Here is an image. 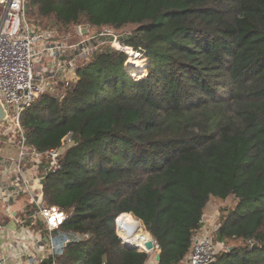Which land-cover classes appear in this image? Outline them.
Wrapping results in <instances>:
<instances>
[{
	"label": "trees",
	"instance_id": "trees-1",
	"mask_svg": "<svg viewBox=\"0 0 264 264\" xmlns=\"http://www.w3.org/2000/svg\"><path fill=\"white\" fill-rule=\"evenodd\" d=\"M29 6L43 28L108 27L149 60L143 71L102 45L21 115L29 147L77 140L43 180L44 202L68 213L60 230L84 235L57 264H146L149 253L118 241L123 213L120 228L136 217L154 237L158 264H179L209 204L221 210L216 201L227 203L216 242L238 243L211 264H264V0Z\"/></svg>",
	"mask_w": 264,
	"mask_h": 264
},
{
	"label": "built area",
	"instance_id": "built-area-1",
	"mask_svg": "<svg viewBox=\"0 0 264 264\" xmlns=\"http://www.w3.org/2000/svg\"><path fill=\"white\" fill-rule=\"evenodd\" d=\"M0 102L4 106L6 117L15 124V130L21 136L19 142V154L16 162L17 172L24 171L22 161L31 158L37 161V170L40 181H43L50 171L59 167V158L72 145L76 143V136L69 133L63 139L60 147L47 150H38L29 147L25 143L24 131L21 124V115L33 106L44 90L43 84L37 81L35 69V50L34 46L44 38L42 27L34 25L29 20V0H0ZM79 36V26L75 28ZM91 34V33H90ZM83 36L77 43L78 54L71 59L63 62L59 59L60 68L56 70L63 71L65 68L76 65L87 60L102 45L106 44V37L111 36V45L116 50L128 54L127 64L132 59L143 57V54L131 45L121 42L119 34L106 27L96 34ZM70 47H75L73 44ZM145 58V57H143ZM147 59V58H145ZM148 59L146 60L148 64ZM147 64L143 65L145 71ZM8 128L5 134H11ZM43 188V187H42ZM40 215L46 225V233L43 242L48 249V254L44 259L53 258L52 264H57V257L60 256L65 248L74 239L82 238L84 235L79 233L63 232L60 227L68 217V213L56 205L41 203L39 208ZM202 220V226L193 235V244L190 252V264H211L216 257V231L205 226V220ZM90 234H86L89 237ZM158 247V245H156ZM0 264H9V257L0 251ZM38 264V262H37Z\"/></svg>",
	"mask_w": 264,
	"mask_h": 264
},
{
	"label": "crops",
	"instance_id": "crops-1",
	"mask_svg": "<svg viewBox=\"0 0 264 264\" xmlns=\"http://www.w3.org/2000/svg\"><path fill=\"white\" fill-rule=\"evenodd\" d=\"M58 29L42 27L44 38L38 42L39 50L35 52V56L40 55V65L35 66L38 80L49 92H60L64 83L72 80L70 76L63 77V71L55 72V62L71 56L70 46L73 44L72 35ZM111 40V36L106 37V44H111ZM20 140V135L17 138L0 131V251L8 255L9 264H47L44 255L49 251L43 242L47 229L39 211L44 203L43 181L38 176L37 161L29 157L22 161L24 171L17 172ZM4 185L8 186L5 188ZM221 213L209 204L204 214L205 226L218 230ZM12 220L16 225L10 227ZM222 244L228 245L219 241L218 247ZM189 256L179 264H190ZM147 261L158 264L155 254L149 253Z\"/></svg>",
	"mask_w": 264,
	"mask_h": 264
},
{
	"label": "rangeland",
	"instance_id": "rangeland-1",
	"mask_svg": "<svg viewBox=\"0 0 264 264\" xmlns=\"http://www.w3.org/2000/svg\"><path fill=\"white\" fill-rule=\"evenodd\" d=\"M31 8L29 9V20H30V22L32 23V24H34V25H36L37 26V22H40L41 23V21H40V18H34L33 16H31ZM0 14H2V9L0 8ZM83 24H85V23H83ZM49 27H54L55 29L57 28H60V26H58V25H54L52 22L49 24ZM130 28H131V25H129V26H127L125 29L126 30H130ZM92 29V28H91ZM59 30V29H58ZM62 30H64V29H62ZM68 30V31H67ZM67 30H64L66 33H68V34H71L72 35V37H73V39H72V43H73V45L75 46V47H70V52H71V56H68V57H66V58H63L64 59V61H62V63L63 62H66V61H68L69 59H71L74 55H77L78 54V48H77V46H76V43H77V40L78 39H76L75 38V36H76V32L74 33L73 32V29H67ZM75 30V29H74ZM122 34V33H121ZM39 48V46L37 45V43H36V45L34 46V50H35V52H37V50H39L38 49ZM43 56V55H42ZM39 60H40V55H37V56H35V58H34V62H35V66H39L40 65V63H39ZM146 60L147 59H145V58H143V57H140V58H136V59H133L132 61H141V62H139L138 64H140V63H144V64H147V62H146ZM60 66V62L58 61V62H55V72H60L59 70H56V67H59ZM60 68V67H59ZM61 69H63V77H68V76H70L69 78H72V80H73V78L75 79L76 78V72H75V68H73L72 67V65H69L68 64V66L65 68V66H63ZM66 72H65V71ZM37 71H38V69H37ZM34 73H35V76H36V79H37V81L39 82V78H38V74H37V72H36V68L34 69ZM2 105V104H1ZM2 107H4L3 105H2ZM4 109V108H3ZM5 114H6V112H5ZM8 128H10L11 129V134H14L15 135V137H19V134H18V132L15 130V124H14V122L12 121V120H9L7 117H6V115H5V117H4V119L2 120V122L0 123V131L1 132H3L4 134H5V132L8 130ZM42 170H43V167L41 168ZM41 169L39 170V171H41ZM8 185H4V187L6 188ZM217 202V204H219L220 205V209L222 210V208L227 204V203H222V202H220V201H216ZM212 207H217L216 206V204L215 203H212V204H210ZM218 209H219V207H218ZM130 216H132V217H134L133 215H131L130 214ZM134 218H136V217H134ZM137 219V218H136ZM129 220V219H128ZM138 220V219H137ZM126 221V220H125ZM139 221H141V220H139ZM143 225H144V223H143ZM118 233V232H117ZM119 234H120V236L121 237H123V234H124V232L122 231V229L120 228V225H119ZM228 243H230V244H228L229 246H231V245H233L234 243H238V242H235L234 240H231V241H229ZM216 253L218 254V253H220L221 251H223V250H225L226 248H227V246H225L224 244H222L221 246L219 245V247H218V241H217V245H216ZM155 252H157L156 250H154V251H152L150 254H155ZM259 256V254H255L254 255V257H258ZM262 256H264V250H263V252H262ZM146 264H153L151 261H147V263Z\"/></svg>",
	"mask_w": 264,
	"mask_h": 264
},
{
	"label": "bare ground",
	"instance_id": "bare-ground-1",
	"mask_svg": "<svg viewBox=\"0 0 264 264\" xmlns=\"http://www.w3.org/2000/svg\"><path fill=\"white\" fill-rule=\"evenodd\" d=\"M133 60V59H132ZM129 61V66L141 68L144 63H140L141 61ZM143 223L136 218H132L126 221L121 222V229L124 232L123 237H121L123 243H127L130 245H140L143 246L144 242L150 238V234H145L142 229ZM146 232V230H145Z\"/></svg>",
	"mask_w": 264,
	"mask_h": 264
},
{
	"label": "water",
	"instance_id": "water-1",
	"mask_svg": "<svg viewBox=\"0 0 264 264\" xmlns=\"http://www.w3.org/2000/svg\"><path fill=\"white\" fill-rule=\"evenodd\" d=\"M91 28H92V26L89 23L81 24V25H79V32H80L81 35L86 36V35H89L90 34ZM3 108L4 107H2L1 102H0V123L2 122V120L5 117V109H3ZM123 214H126V213H123ZM123 214H121V215H123ZM118 218L116 220L117 221V232H118V229H119L118 228L119 227L118 226ZM15 223H16L15 220H12L9 223V226L10 227H13V226L16 225ZM142 229L143 230L144 229L146 230L145 226ZM118 241H119V243L121 245L125 246L128 249H138V250H141V251H145L147 253H151L156 248V244H155L156 241H155L154 237L151 234H150V238L147 241L144 242V245L143 246H140V245H130V244H127V243H122L119 239H118ZM68 244H70V242ZM234 247H235L234 245L229 246V250H232ZM155 257H156V260L159 262L161 260V254H160V252H155Z\"/></svg>",
	"mask_w": 264,
	"mask_h": 264
}]
</instances>
